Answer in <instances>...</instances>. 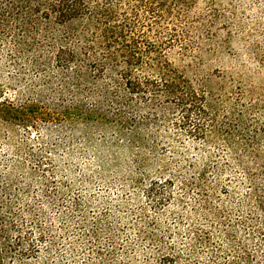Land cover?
I'll list each match as a JSON object with an SVG mask.
<instances>
[{"label": "trees", "instance_id": "trees-1", "mask_svg": "<svg viewBox=\"0 0 264 264\" xmlns=\"http://www.w3.org/2000/svg\"><path fill=\"white\" fill-rule=\"evenodd\" d=\"M199 1L0 0V71L15 69L4 79L0 72V137L5 132L9 146L16 127L78 124L86 137L97 131L103 143L129 151L142 173L158 162L159 133L172 125L206 149L201 165L189 163L188 176L153 181L177 180L182 194H194L198 216L217 234L196 231L193 243L223 254L222 264H264V0L250 1L249 17L240 11L244 0H230L229 17L220 0H206L196 13ZM175 49L230 65L206 74L197 62L191 76L170 58ZM15 150L31 163V175L41 171L46 192L43 150L24 140ZM233 168L242 172L235 189L231 179L221 182ZM9 176L0 177V264H26L42 235L22 230L14 204L28 186L17 189ZM236 193L231 207L213 204L222 196L232 202ZM167 194L150 185L155 202ZM158 264H178L173 247Z\"/></svg>", "mask_w": 264, "mask_h": 264}, {"label": "rangeland", "instance_id": "rangeland-1", "mask_svg": "<svg viewBox=\"0 0 264 264\" xmlns=\"http://www.w3.org/2000/svg\"><path fill=\"white\" fill-rule=\"evenodd\" d=\"M220 1L225 16L229 17L230 0ZM244 1L240 11L249 17L250 1L256 0ZM207 5L206 0L199 1L194 10L202 12ZM233 45L238 47L236 41ZM194 56L197 55L181 56L177 49L170 52L174 64L191 76L197 62L206 74L230 65L207 54H201L200 60ZM0 72L4 79L13 75L15 69L5 64ZM6 96L14 98L12 91ZM16 129L18 135L9 141V146L2 137L5 132H1L0 177L1 173H10L9 177H16L17 189L28 186L27 192L21 193L15 202L14 211L19 215L22 230H31L35 238L41 233L42 240L38 242L37 257L26 264H158L160 255L169 247L174 248L178 264L223 263V254L213 255L208 248L193 243L196 231L209 229L213 235L217 234L209 221L198 216L194 194H182L177 180L170 184L163 183V178L153 182L157 177L188 176L189 163L201 165L205 157L202 143L169 125L159 133L162 139H158V162H151L140 173L129 151L103 143L104 138L97 131L86 137L78 124H60L56 120L40 122L27 130ZM23 140L32 150H43L44 177H50L51 181L46 192L41 171L31 175V163L25 160L26 156L16 153L15 147ZM214 154L222 164V154L216 151ZM30 175L35 178L25 179ZM241 177V170L233 168L221 175V182L231 179L229 185L235 189ZM150 185L157 192L165 188L169 193L166 200H152L148 195ZM237 193L232 202L222 196L213 204L217 206L223 200L224 205L231 207ZM229 214L236 217L234 212ZM92 230L98 231L96 239L89 236ZM141 231L159 241L148 239ZM239 234L245 235L243 230Z\"/></svg>", "mask_w": 264, "mask_h": 264}]
</instances>
